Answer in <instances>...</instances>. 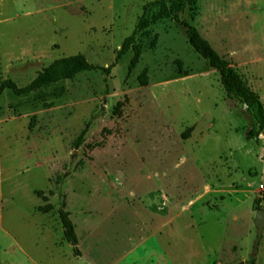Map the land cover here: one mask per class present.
I'll list each match as a JSON object with an SVG mask.
<instances>
[{
    "label": "rangeland",
    "instance_id": "1",
    "mask_svg": "<svg viewBox=\"0 0 264 264\" xmlns=\"http://www.w3.org/2000/svg\"><path fill=\"white\" fill-rule=\"evenodd\" d=\"M152 1L0 0V81L25 86L73 54L109 66ZM179 16L264 105V0H186ZM135 39L129 74L131 50L108 74L0 95V264H264V228L254 247L264 145L246 138L249 110L226 98L171 18ZM46 203L53 209L40 212Z\"/></svg>",
    "mask_w": 264,
    "mask_h": 264
},
{
    "label": "trees",
    "instance_id": "2",
    "mask_svg": "<svg viewBox=\"0 0 264 264\" xmlns=\"http://www.w3.org/2000/svg\"><path fill=\"white\" fill-rule=\"evenodd\" d=\"M186 0H154L143 6L142 14L135 24L132 32L123 39L119 49L115 53L114 61L107 67L91 64L87 61L82 54H73L62 56L50 62L48 65L38 71L35 77L25 86H18L10 78L0 81V95L9 90L15 96H22L30 94L40 88L54 84L63 80L72 79L77 74L85 71L100 70L108 74L115 66L118 60L129 50L132 51V57L127 66V73H131L134 67L139 62L141 56V45L136 42L135 36L143 29L147 28L150 23H154L160 19L171 18L175 23L180 25L184 30L188 44L191 48L204 59L208 66L215 70L219 76V82L223 88L226 98L229 100H236L242 106H245L252 117V123L246 132V138L259 139L262 135L264 145V105L259 95L254 92L246 82L237 74L228 60L224 56L219 55L211 44L199 32V30L186 20L180 19L179 14L184 10ZM150 6L156 7V12L150 17H147L146 11ZM153 45V41L151 43ZM138 82L141 85H146L147 71L144 69L138 75ZM33 118V117H32ZM32 123L30 122L29 128L31 129ZM87 127L83 128L75 140L76 145H80L86 134ZM37 195L47 202V197L41 192ZM264 206V197L261 198ZM261 206V207H262ZM53 209L52 205L46 203L39 207L42 213L50 212ZM58 218L62 226V234L64 240L72 246L73 255L78 256L79 250L77 248L78 239L75 233V227L72 223L69 213L63 207L57 210ZM247 264H256L255 259L252 257L247 261Z\"/></svg>",
    "mask_w": 264,
    "mask_h": 264
},
{
    "label": "water",
    "instance_id": "3",
    "mask_svg": "<svg viewBox=\"0 0 264 264\" xmlns=\"http://www.w3.org/2000/svg\"><path fill=\"white\" fill-rule=\"evenodd\" d=\"M264 133V130H263ZM254 225L256 227V239L254 241V247H257L258 240L262 236V231L264 228V209L260 208L256 211Z\"/></svg>",
    "mask_w": 264,
    "mask_h": 264
},
{
    "label": "built area",
    "instance_id": "4",
    "mask_svg": "<svg viewBox=\"0 0 264 264\" xmlns=\"http://www.w3.org/2000/svg\"><path fill=\"white\" fill-rule=\"evenodd\" d=\"M261 191H260V198H263L264 197V186L261 185Z\"/></svg>",
    "mask_w": 264,
    "mask_h": 264
}]
</instances>
